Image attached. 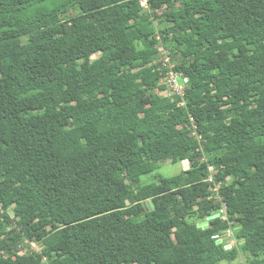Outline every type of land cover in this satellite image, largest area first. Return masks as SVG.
Listing matches in <instances>:
<instances>
[{
  "label": "trees",
  "instance_id": "1",
  "mask_svg": "<svg viewBox=\"0 0 264 264\" xmlns=\"http://www.w3.org/2000/svg\"><path fill=\"white\" fill-rule=\"evenodd\" d=\"M52 2L0 0V264H264V0Z\"/></svg>",
  "mask_w": 264,
  "mask_h": 264
},
{
  "label": "rangeland",
  "instance_id": "2",
  "mask_svg": "<svg viewBox=\"0 0 264 264\" xmlns=\"http://www.w3.org/2000/svg\"><path fill=\"white\" fill-rule=\"evenodd\" d=\"M59 3V0H53V2L51 3V6L57 5ZM76 15L78 14V10L75 11ZM159 54H158V59H157V63L158 64H162L164 63L165 59L169 60V64L166 65H174L175 64H179L181 62V60H183V58L181 57V55H171L168 51L164 50L162 47H159ZM168 94V93H167ZM170 95V93H169ZM212 169V168H211ZM182 170V166L180 164H171V163H161L159 165V169H158V173L164 175V176H173L176 174H179ZM143 181H149V176H144L142 177ZM150 182V181H149ZM10 216L13 217V213L10 212ZM223 218V217H222ZM231 240L229 241V243L225 242V244L227 245H232L235 246L237 245L236 241L233 239V237L230 238ZM231 246V248H232ZM32 249L34 250H38L39 247L36 244H31ZM19 256H23L22 253L18 254ZM249 260V257L244 254L243 252H240L237 259L232 261V262H227V261H221L218 264H246Z\"/></svg>",
  "mask_w": 264,
  "mask_h": 264
},
{
  "label": "built area",
  "instance_id": "3",
  "mask_svg": "<svg viewBox=\"0 0 264 264\" xmlns=\"http://www.w3.org/2000/svg\"><path fill=\"white\" fill-rule=\"evenodd\" d=\"M140 7L144 11H149V0H138ZM169 64V60L165 59L163 63V67L167 68L165 76L161 79V82L167 86V93L166 95L169 96H176L183 98L184 97V92L185 88L188 85V77L185 76V74L181 71H176L174 69V65H166ZM180 105H183V103H180ZM211 169V168H210ZM212 170V169H211ZM209 182H212V178L209 179ZM215 191V189L213 190ZM220 215L223 216V219H226V212L225 209H222L220 212ZM232 237V231L228 230L224 238H221L219 235H214L212 236V239L215 241L220 240L222 243L224 240L231 238ZM232 246V245H230Z\"/></svg>",
  "mask_w": 264,
  "mask_h": 264
},
{
  "label": "water",
  "instance_id": "4",
  "mask_svg": "<svg viewBox=\"0 0 264 264\" xmlns=\"http://www.w3.org/2000/svg\"><path fill=\"white\" fill-rule=\"evenodd\" d=\"M182 168H183V171H187L189 169V163L187 160L182 161ZM143 206L147 211H153L154 210V205H153L152 201H148V202L144 203ZM218 217H219V214H216L214 216H209L206 219V221L198 224L197 227L202 228V229H207L208 228V221L215 219V218H218ZM216 244L219 245V244H222V242L220 240H218V241H216ZM225 249L229 250V249H231V246L225 245Z\"/></svg>",
  "mask_w": 264,
  "mask_h": 264
}]
</instances>
